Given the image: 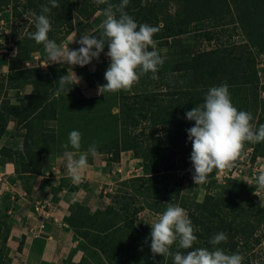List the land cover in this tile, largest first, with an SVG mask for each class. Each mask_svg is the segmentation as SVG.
<instances>
[{"label":"trees","instance_id":"1","mask_svg":"<svg viewBox=\"0 0 264 264\" xmlns=\"http://www.w3.org/2000/svg\"><path fill=\"white\" fill-rule=\"evenodd\" d=\"M14 1H21L29 14L32 10L39 14L40 6L48 3V0H0V13ZM182 1L185 3L183 15L179 11L171 13L163 10L165 2L166 7L172 3L179 9ZM110 2L118 4L120 0ZM198 2L130 0L126 7L125 11L138 23L159 27L154 39L160 47L169 45L172 38L204 29L203 19L213 22V27L217 29L203 34L207 41L216 42L215 47L189 56L169 72H163L160 67L158 80L152 79L151 73H148L127 91L106 92L94 98L85 97L77 85L59 91L56 82L67 74L66 69L50 68L40 72L36 80H29L24 70H20L6 83V92L32 86L29 96L18 99L16 103L2 102L0 106V140L10 128L12 118L17 120L15 131L22 139L20 149H0L3 164H14L18 175H45L44 157L64 154L62 145L68 142L72 130L82 133L79 152L87 151L89 145L96 143L98 154L109 156L111 163H119L122 154L130 152L141 160L143 176L129 180L137 186H134L133 194L119 197L127 201L120 210L110 206L103 212H91L88 207L74 202L71 204L70 216L65 218V223L77 231L89 247L102 254L109 264H172L171 258L161 255L153 260L151 240L136 226L138 215L145 210L144 205H138V194L147 193L146 198L157 211L164 206L169 196L177 199L181 196L184 180L175 174L176 159H182L191 152L192 145L186 129L195 123L187 120L185 113L204 103L210 87L226 83L232 104L238 110L247 112L251 105L250 94L264 89L257 66L258 56L264 54V0H226L225 8L217 5L207 14L196 9ZM58 3L60 7L48 14L52 25L48 36L58 44L74 31V13L89 21L106 7L95 3V0H58ZM236 23L240 26L246 44H221L218 29L230 25H235L237 29ZM34 31L32 18V27L16 42L17 58L14 61L21 62L24 54L29 55L44 48L29 38L28 34ZM99 31L100 27L96 29L97 34ZM107 51L105 47L103 53ZM141 82L148 84L137 89ZM153 82L159 88L166 86L170 90L169 94L173 98L169 105H164L159 93L148 89V85ZM257 103L260 113L256 128L264 124V99ZM249 148H253V159L264 157V142L245 143L243 153ZM68 150L76 151L71 147ZM71 183V178H63L57 187H53L54 203H57V196L63 189L70 192L79 190ZM8 211V207L0 202V215L2 212L6 215ZM111 215L117 216L118 220L110 218ZM252 216L254 220H251ZM10 217L8 220L5 217V220L0 216V234L6 231L10 236ZM189 217L198 238L194 247L211 250L213 246L209 240L214 234L224 232L228 240L218 247L227 253L238 250L244 257L243 264H250L248 253L264 238V235H255V223H261L264 214L255 208L247 209L231 191L207 193L203 202L189 213ZM257 217L258 220H255ZM122 232L130 234L123 244L118 245ZM80 264H85L84 258Z\"/></svg>","mask_w":264,"mask_h":264},{"label":"clouds","instance_id":"2","mask_svg":"<svg viewBox=\"0 0 264 264\" xmlns=\"http://www.w3.org/2000/svg\"><path fill=\"white\" fill-rule=\"evenodd\" d=\"M129 2L130 0H120L117 4L110 0H95L99 5H106L102 9L104 19L100 31L97 34L94 29L81 34L78 40L74 38L72 43H78V49L58 44L48 36L52 30L48 14L52 9L60 7L58 0H48L47 4H42L39 14L34 10L30 11L35 31L28 34L29 38L42 44L46 53L41 67L47 68L50 64L70 66L67 74L56 82L59 91L68 86H72V89L81 82V77L72 70V66L90 65L94 59H99L105 47L108 49L106 55L110 64L104 73L106 83L98 85L99 94L127 91L148 73H151L152 79H159L157 73L163 66L164 59L157 48L159 42L154 36L160 29L158 26L138 23L125 11ZM185 118L195 122L194 126L186 129L192 145L190 161L194 169V184L206 183L214 170L224 171L234 167L244 151L245 143L264 142V124L256 128L251 123L253 115L238 110L232 104L226 83L210 87L205 94L204 103L187 111ZM81 142L82 133L72 130L68 135V142L62 145L65 149L64 168L73 182L82 180V173L89 167L88 156L95 158L98 155L96 143L89 145L87 151L79 152ZM69 147L76 151H69ZM256 186L264 189V171L256 177ZM261 207H264V203ZM150 225L153 260L161 255L171 258L172 264H243L244 257L238 250L227 253L218 247L228 240L224 232L214 234L209 240V244L213 246L211 250L194 247L198 240L196 229L187 211L179 205L169 204L159 219Z\"/></svg>","mask_w":264,"mask_h":264},{"label":"rangeland","instance_id":"3","mask_svg":"<svg viewBox=\"0 0 264 264\" xmlns=\"http://www.w3.org/2000/svg\"><path fill=\"white\" fill-rule=\"evenodd\" d=\"M165 3L163 4V10L165 12L168 10L171 13L179 11L180 15L185 13L184 1L180 3L179 9L178 7H174L172 3L166 7ZM226 3V0H199L196 9L207 14L206 12L211 11L217 5L221 8H225ZM228 17L230 18V16ZM103 19L104 17L101 11L97 12L89 21L81 19L76 13H74V31L65 38L62 43L65 46H69L70 49H78L77 47L79 44L76 42L72 43L73 39L76 38V40H78L81 34L98 29ZM202 22L204 23V29L200 31L192 30L189 34L170 39L169 45H164L162 47L157 46L164 59V64L161 67L163 72L173 70L176 66L181 64L183 60H186L189 56H192L199 51H208L216 46L215 41L209 42L204 36L206 32L217 30L213 27V22L206 19H203ZM234 26L235 25H230L225 29H218L220 32L219 41L221 44H225V46H229L234 42L237 44H246L242 31L239 28V24L236 23L237 29H235ZM31 27L32 17L27 11H25L21 1H14L9 8L0 13V106L2 102L16 103L18 99L27 97L31 94L32 86H23L17 90L5 91L7 81L14 75L18 74L20 70H24L23 72L29 80H36L38 74L42 71L56 68L66 69L68 72L70 67L68 64H50L47 68L41 67L46 59L44 48L41 51L29 55L24 54L21 62L19 60L17 62L14 61L17 58L16 42L20 38H23L26 31ZM106 53L107 52L101 53L99 59H94L90 65L84 67L78 65L72 66V70L81 77V82L77 84V86L87 98L98 97L100 95L98 93V85L105 84L106 82L104 79V73L110 64V59L107 57ZM257 66L261 86H264V54L258 56ZM146 84L148 83L142 84L141 82L136 88L140 89L141 87H145ZM155 84L156 83L153 82V84L148 85V89H153L156 93H159L160 97L164 99V105H169L170 100L173 98V96L169 94L170 90L167 89L166 86L159 88ZM250 96L251 105L249 112L253 115L251 123L255 126L260 113V106L257 102L258 100L264 99V89L252 92ZM51 125L54 124L51 123ZM21 143L22 139L15 131V128L10 127L2 140H0V149L2 147L20 149ZM130 153L131 154H128L126 160L127 164L123 168L124 170H122V173H120L121 179L114 187V192H109L112 187L111 185H104L101 190V199L110 203L108 207L114 206L117 210H120L125 204H127V201H124L119 197L133 194L134 186H137L135 183L131 184L129 180L143 176V174L139 173H128L127 169L130 166L131 168H138L139 161L141 162V160L136 159L132 155V152ZM190 154L191 152L182 159L181 157H177L176 159L177 171L175 174L177 178H183L184 180L182 194L178 199L175 196H169L167 201H165L164 206L157 211L152 203L146 198L147 193L138 194V205H144L146 209L144 213L138 215L136 222V226L142 232L150 237V224L155 223L159 219V216L166 210L169 204L179 205L184 208L189 215L190 212H194L198 204L203 202L207 193L218 194L223 190L234 192L237 200L244 203L247 209L250 210L255 208L257 211L264 214V207H261V204L264 203V189H260L256 186V177L261 171H264V157L261 156L252 159L253 163L256 161L258 162L256 169L249 167L246 160H238L235 166L231 169L224 171L214 170L213 173L209 174L206 183L194 184L192 178L194 169L190 161ZM95 158H101L104 162L111 163L109 162V156L107 155L98 154ZM95 158L91 156V160ZM135 159L136 162L134 163L132 160ZM1 165H3V160L0 157V166ZM126 171L128 174H125ZM106 191L107 193H104ZM0 216L5 220L6 218L7 220L9 218V214L6 213L5 215L4 212H2ZM109 217L118 220V217L115 215ZM251 220H254V216L251 217ZM255 220H258V217ZM255 224L256 237H262L264 235V220L261 221V223ZM75 233L78 242L77 249L84 252L85 264H109L102 254L94 248L89 247L88 243L80 237L77 231H75ZM129 234L130 232H122L119 237L120 240L118 241V245L123 244L125 238L129 237ZM6 237L7 240L5 241ZM262 239V243L255 244V242L251 252L248 253L250 264H264V238ZM1 251L0 259H2V264H13L14 259L12 258L9 247V235L6 231H3L0 234V252Z\"/></svg>","mask_w":264,"mask_h":264},{"label":"crops","instance_id":"4","mask_svg":"<svg viewBox=\"0 0 264 264\" xmlns=\"http://www.w3.org/2000/svg\"><path fill=\"white\" fill-rule=\"evenodd\" d=\"M16 125L17 120L12 118L10 127ZM127 157L128 154H122L119 163H108L101 158L91 160L89 155V167L82 173V180L71 183L79 190L63 189L57 196V203L53 202V187L59 185L60 179L70 178L64 168L63 154L44 157L43 176L18 175L14 164L1 165L0 202L8 207L11 216L9 247L13 264H80L84 252L77 249L74 229L65 223L71 213V204L79 203L91 212L104 211L110 203L101 199V190L104 185H111L109 192H114ZM132 161L135 163L136 159ZM138 165L142 167L140 161ZM132 168L127 169L129 174Z\"/></svg>","mask_w":264,"mask_h":264},{"label":"built area","instance_id":"5","mask_svg":"<svg viewBox=\"0 0 264 264\" xmlns=\"http://www.w3.org/2000/svg\"><path fill=\"white\" fill-rule=\"evenodd\" d=\"M253 153H254L253 148L248 149V150H246V152L243 155H241L239 160H241V161L246 160L249 167H253L254 169H256L258 166V162L257 161L255 163L252 162ZM129 172H130V174H133V173L143 174V168L142 167L132 168V169H130ZM0 183H3V177L2 176H0Z\"/></svg>","mask_w":264,"mask_h":264}]
</instances>
